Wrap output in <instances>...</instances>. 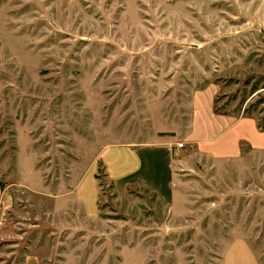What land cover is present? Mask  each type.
I'll return each instance as SVG.
<instances>
[{
    "label": "rangeland",
    "instance_id": "rangeland-1",
    "mask_svg": "<svg viewBox=\"0 0 264 264\" xmlns=\"http://www.w3.org/2000/svg\"><path fill=\"white\" fill-rule=\"evenodd\" d=\"M206 87L233 121L197 151L207 100L198 127L186 106ZM157 136L188 201L135 159L163 153ZM29 153L47 194L27 187ZM94 166L104 222L71 196ZM0 180L16 194L0 264L31 247L63 264L70 243L80 264H264V0H0ZM65 202L78 214H48ZM65 217L85 229L49 227Z\"/></svg>",
    "mask_w": 264,
    "mask_h": 264
},
{
    "label": "crops",
    "instance_id": "crops-1",
    "mask_svg": "<svg viewBox=\"0 0 264 264\" xmlns=\"http://www.w3.org/2000/svg\"><path fill=\"white\" fill-rule=\"evenodd\" d=\"M212 96H213V90L211 87L194 90L191 94V98L189 99L190 101L186 106L187 107L186 109L190 111V115H191L190 121L194 120L195 124L198 127V114L201 109L202 99L205 98L207 100L206 114L208 118L210 119L209 123H203L199 128H196L194 129V131L189 132L186 138V141L188 143H190L192 146L195 145V148L197 151H198V143H200L202 140H205L207 137H209L212 132H218L222 130L225 126H227V124L230 121H233V120L229 121L228 116L218 114L215 112ZM21 137L23 138V136L19 135V141H20L21 146L24 143L28 144L27 140H31L29 139V136L27 140L25 138L24 141L21 139ZM156 141L158 142V146H155L152 148L162 150L163 153L161 154L160 152H153L151 154H148V156H145V157L143 156L139 158L137 154L140 151H139V148H137L135 149L136 161L138 162L140 167L141 166L147 167V164H148L152 169V170L149 169L152 176H156L155 172H158V173L160 172V166H162V164L163 166H166L165 170L162 171L164 172V177H166V179L162 181V185L159 189V192H161L162 195L164 196V194H167L169 190L174 196L181 195L180 196L181 198L179 199L188 201L189 200L188 195L190 191L177 189V185L179 186L182 184L186 186L187 184L185 180H183L182 178H178L179 174L175 173V170L172 169L173 164H172V157L170 154V150H171V147L173 146L174 141L169 140L168 138L163 137V136H157ZM20 151H21V148H20ZM29 155H30L29 170L31 174L36 178V183L27 184V187L37 192L45 191L42 188V186L46 187L48 189L47 191L43 192V194H47V192H49V185L45 183V181L42 178V175L39 172L40 170L36 168L33 154L29 153ZM181 161H183V159ZM95 173H96L95 166L93 168L89 167L87 170H84L82 174L83 179L81 180V182L77 183V185L73 182L75 181L74 172L71 173V177L74 176V178L72 180L70 179L69 184L71 186H75L76 188L75 190L72 191L71 196L73 197V200L76 199L79 203H81L77 205H84L86 217L89 220L91 221L101 220L104 222L105 219L101 218L102 212L99 209L98 204L95 203L94 201L95 197L93 198V195L95 193H98ZM151 175L148 174V176H151ZM118 177H121V176H118ZM168 177L170 178V180ZM86 182H89L91 184V188H92L91 195H88L86 192V189H85ZM67 196H70V195L67 194ZM14 201H16V194L11 190L10 187H4L0 180V208L1 209H12V206H13L12 203H14ZM63 203L54 204L53 209L50 212H48V214L49 215H51V213L63 214L64 216H66L67 214L69 215L70 211L76 212V214H78V210L75 209L76 204H66V202L65 204ZM184 209L186 211H191L192 209H194V206H191L190 204H185ZM38 219L39 218L36 219V222L39 221L36 223V226L40 227L42 223ZM49 227L55 228L56 230H59V229L67 230L70 234H73L74 232L79 231L81 229H85V228H81L76 222H74V220L70 221V219L67 217H65L64 219H61L59 223H56V224L50 223ZM92 231L93 230H91V232ZM70 237L71 236L69 235L68 238ZM63 243H68V242H63ZM60 244L62 245V242H60ZM80 249H81L80 245L74 246L70 243V246L68 247L67 251H65V253L62 254L63 264H80V259H82V253L80 252ZM23 264H44V262H43L42 256L35 249L31 247L29 252H27L24 256Z\"/></svg>",
    "mask_w": 264,
    "mask_h": 264
},
{
    "label": "built area",
    "instance_id": "built-area-1",
    "mask_svg": "<svg viewBox=\"0 0 264 264\" xmlns=\"http://www.w3.org/2000/svg\"><path fill=\"white\" fill-rule=\"evenodd\" d=\"M180 145H182V144H180ZM5 219H6L5 217L0 216V225H2L4 223Z\"/></svg>",
    "mask_w": 264,
    "mask_h": 264
}]
</instances>
